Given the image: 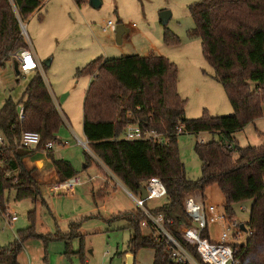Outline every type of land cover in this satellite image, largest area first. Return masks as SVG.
Segmentation results:
<instances>
[{
  "label": "trees",
  "instance_id": "1",
  "mask_svg": "<svg viewBox=\"0 0 264 264\" xmlns=\"http://www.w3.org/2000/svg\"><path fill=\"white\" fill-rule=\"evenodd\" d=\"M47 0H0V67L6 66L22 49L29 47L21 21L40 10ZM78 6L89 0H75ZM195 27L191 37L201 39L202 53L214 70V79L224 88L234 113L215 116L204 110L201 117L186 116V100L178 86L179 68L164 56L131 55L121 58H97L80 69L92 80L84 101V134L89 148L131 193L140 195L152 177H159L167 188L165 201L150 211L162 215L164 227L178 239L199 264L197 249L181 238L183 226L193 223L186 213L184 199L190 193L217 185L225 197L229 218L233 205L252 201L247 223L252 235L236 244L235 258L241 264H264V143L238 147L235 134L264 116V0H202L189 6ZM164 41L174 45L180 38L167 27ZM23 108L20 119L19 105ZM64 123L44 77L37 73L19 102L5 100L0 110V133L5 145L0 148V216H8L5 193L14 190L16 200L30 198L46 204L35 168L25 159L45 152L54 164L59 181L78 175L70 161L55 156L45 145L54 139ZM138 123L142 130H155L163 141L128 140L126 127ZM24 131H36L40 143L33 147L20 144ZM208 132L219 140L197 141L195 153L201 161L198 179L189 177L178 145L184 133ZM227 143L234 148L227 147ZM93 157L87 153V164ZM147 201V200H146ZM143 205L145 206V202ZM30 225L17 232V238L0 244V264H20L23 243L30 239L68 240L78 235V224L64 233L43 235L35 230L36 211L29 212ZM127 221L132 231L128 249L132 261L143 248L154 250L152 264H183L171 259L168 243L153 229L144 232L146 216L140 208L119 213L112 220ZM111 220V221H112ZM205 235V230L203 231Z\"/></svg>",
  "mask_w": 264,
  "mask_h": 264
},
{
  "label": "rangeland",
  "instance_id": "2",
  "mask_svg": "<svg viewBox=\"0 0 264 264\" xmlns=\"http://www.w3.org/2000/svg\"><path fill=\"white\" fill-rule=\"evenodd\" d=\"M101 1V7L94 8L89 3L78 6L75 0H47L40 10L22 21L25 40L35 51L42 70L17 75L12 67L13 59L0 67V110L8 98L15 102L21 100L35 74L44 77L64 118L53 139L57 141L54 153L70 161L78 171L77 177L87 182L78 185L73 194L43 193L46 204L30 198L16 200L14 190L5 193L8 212L17 214L18 219L9 222L0 216L1 245L13 242L18 230L30 225L28 215L32 210L36 211L35 230L43 235L54 234L57 230L67 233L72 224L79 225L78 235L68 240H53L47 244L41 239L26 240L19 257L27 264H71L68 260L71 256L77 264H150L153 260L154 251L150 248L139 250L136 261L131 260L128 243L132 231L125 228L127 221L112 218L140 208L139 204L117 176L109 177L111 171L91 151L89 142L88 148L79 142L88 141L83 128L84 101L92 76L79 71L88 63L100 57L112 59L149 54L167 57L179 68V92L186 100L188 118H199L204 110L215 116L234 113L223 86L214 79V70L202 53L201 39L190 36L195 22L189 6L202 0ZM165 11L170 13L167 23L161 20ZM109 21L114 26L122 24L129 29L121 44L116 41L115 30H105ZM166 27L180 38L178 44L165 43ZM18 108L21 110L22 105ZM234 137V144L240 148L262 145L264 116L246 125ZM213 139L219 140L220 136L208 132L179 135L180 155L190 178L198 179L201 175V161L194 149L196 142ZM87 153L93 157L88 167ZM30 166L33 163L30 162ZM105 175L110 182L100 188ZM205 195L207 206L214 205L217 213L227 214L225 197L217 185L209 186ZM164 201L149 198L145 207L152 209ZM251 206V200L234 204L233 218L247 224ZM207 216H211L209 210ZM222 231L220 222H209L205 235L210 241L218 242ZM72 242L75 250L79 249L78 258L71 254Z\"/></svg>",
  "mask_w": 264,
  "mask_h": 264
},
{
  "label": "built area",
  "instance_id": "3",
  "mask_svg": "<svg viewBox=\"0 0 264 264\" xmlns=\"http://www.w3.org/2000/svg\"><path fill=\"white\" fill-rule=\"evenodd\" d=\"M22 32L24 33L25 28L21 21ZM112 28L115 30L116 26L112 21H109L105 30ZM16 59L19 60V68L21 73L37 72L42 70V65L39 59L36 57L31 47L22 49L15 55ZM23 118V108L20 110V119ZM123 137L128 140H148L153 139L159 142L163 141L162 136L155 130H142L138 123L129 124L123 134ZM41 135L36 131H24L21 135L20 144L23 147H33L40 143ZM204 142V140H201ZM79 142L86 148H88V141ZM57 141L50 140L46 143V150L54 149ZM5 138L0 133V148L4 146ZM227 147L230 149L234 148L233 144L227 143ZM110 176L114 179V174L110 172ZM107 178V176H106ZM110 179V178H109ZM86 181L80 180L77 176L69 178L64 181H57L48 190L53 191L55 194H73L75 188L78 185L86 184ZM115 184V186H117ZM148 190L149 198L153 199H164L168 192L165 184L159 177H152L146 185ZM139 204L140 209L146 216V220L142 222V227L145 230L153 229L157 236L163 237L168 243V252L171 259L178 263L183 264H199L194 257L188 252V250L182 245V243L170 234L164 227V218L162 215H154L150 208L143 205L141 195L137 196L129 192ZM184 207L186 213L190 217L193 225L183 226L181 229V238L197 249L201 260L205 264H241L240 261L235 258V245L246 242V240L252 235V231L249 229L246 223H241L234 218H229L227 214L220 215L217 213L216 206L206 205V202L199 195H193L190 193L184 199ZM207 210L210 211L211 216L208 218ZM8 221H16L18 219L17 214L9 213L5 217ZM209 222H220L223 227L221 238L218 242H212L207 237L203 236V231L207 229ZM244 224L247 228L244 231L241 225Z\"/></svg>",
  "mask_w": 264,
  "mask_h": 264
},
{
  "label": "crops",
  "instance_id": "4",
  "mask_svg": "<svg viewBox=\"0 0 264 264\" xmlns=\"http://www.w3.org/2000/svg\"><path fill=\"white\" fill-rule=\"evenodd\" d=\"M127 34V33H126ZM33 50V49H32ZM34 51V50H33ZM34 53H35V51H34ZM35 55H36V53H35ZM36 57H37V55H36ZM38 58V57H37ZM12 67H13V63H12ZM14 68V67H13ZM15 71V70H14ZM15 73H16V71H15ZM29 73H31V72H29ZM35 73V72H34ZM21 74H24V73H21ZM20 74V75H21ZM26 74V73H25ZM28 74V73H27ZM54 100H55V102H56V99L54 98ZM56 104H57V102H56ZM84 128V127H83ZM55 148V147H54ZM54 150V149H53ZM55 152V151H54ZM56 154V157L57 158H61L62 156H60V155H57V153H55ZM63 159V158H62ZM27 161H30L31 163H33V166H30V162H28L27 163ZM25 162H26V164H27V166L29 167V168H35V174H36V176H37V178H38V180H39V182L41 183V187H42V190H43V193L45 194L46 192H50L49 190H48V188H49V186H51V184L52 183H54V182H57L58 180H59V176H58V174H57V172H56V169H55V167H54V164H53V162H52V160L50 159V158H48L47 157V155L45 154V153H37L36 155H34V156H32V157H30V159H25ZM102 163V162H101ZM103 165H104V163H102ZM90 164H87L86 165V167H88ZM97 179V178H96ZM95 179V180H96ZM110 182V179L108 180L107 178H106V175H105V177H104V180L101 182V184H100V188L102 187L101 185H105V184H107V183H109ZM196 192H198V191H196ZM195 192V193H196ZM43 194V195H44ZM129 194V193H128ZM198 195L200 196V197H202V199L204 200V202H205V198H206V195H205V191H204V193H202V192H198ZM132 197V196H131ZM137 197V196H136ZM133 198V197H132ZM134 199V198H133ZM159 205H161V204H157V205H155L153 208H155V207H157V206H159ZM152 208V209H153ZM73 250H75V245H74V243L72 242V252H71V254H74V256L75 257H77L78 258V253H79V249L77 248L75 251H73ZM154 251V250H153ZM67 256H70L69 255V253L67 252V254H66ZM130 255H131V253H130ZM155 255V254H154ZM154 255H153V260L151 261V263L150 264H152L153 263V261H154ZM19 259H18V261H19V263L20 264H27V263H25V261L24 260H20V257H18ZM73 257L71 256L68 260H71V264H77V262H75V261H72L73 259H72ZM130 258H131V260H132V257L130 256ZM66 260V259H65ZM79 260V259H78ZM29 263H31V261H29ZM87 263V262H86ZM64 264V263H63ZM66 264H68V263H66Z\"/></svg>",
  "mask_w": 264,
  "mask_h": 264
},
{
  "label": "water",
  "instance_id": "5",
  "mask_svg": "<svg viewBox=\"0 0 264 264\" xmlns=\"http://www.w3.org/2000/svg\"><path fill=\"white\" fill-rule=\"evenodd\" d=\"M89 4L94 8H100L102 5V1L101 0H89ZM169 18H170L169 12H167V11L162 12L161 20L163 21V23H167ZM128 32H129V29H127L124 25H122V24L117 25L115 28L116 41L119 44H121L123 42L124 35ZM13 67H14V70L16 71V74L20 75L21 71L19 68V60L18 59L13 60ZM140 195H141L142 201H146L149 199L148 190L146 189V187L141 188ZM241 228L244 231L247 230V228L244 224L241 225Z\"/></svg>",
  "mask_w": 264,
  "mask_h": 264
}]
</instances>
